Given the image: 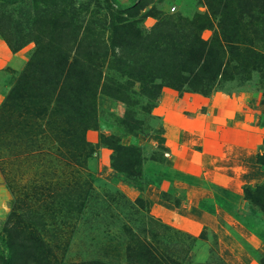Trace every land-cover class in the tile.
I'll return each instance as SVG.
<instances>
[{
    "label": "trees",
    "instance_id": "16d2710c",
    "mask_svg": "<svg viewBox=\"0 0 264 264\" xmlns=\"http://www.w3.org/2000/svg\"><path fill=\"white\" fill-rule=\"evenodd\" d=\"M200 1L206 12L195 9L191 14L152 12V8L141 13L142 7H116L107 2L104 14L97 12L80 19L72 3L29 0L30 10L21 11L19 30L13 38L0 32L13 53L31 42L35 44L21 69L0 70V78L8 85L0 102V134L19 138L20 132L26 134L27 130L37 141L46 134L42 129L46 127L54 139L56 155L65 161L75 158L81 162L95 151L85 132L98 126L99 93L126 106L124 117L117 120L128 134H144L136 132L139 122L131 114L134 109L155 107L164 87L179 94L209 96L216 91L228 93L222 87L225 82L250 80L255 74L263 86L264 28L259 21L264 22V0ZM148 17L156 19L150 27L144 25ZM214 19L218 20L219 30L215 29L209 39L203 38V30L214 29ZM80 22L86 24L83 30ZM100 142L113 151L112 168L137 187L136 174L143 163L141 149L120 143L114 135L101 134ZM156 154L152 158L155 161ZM256 162L264 167V153H257ZM170 168L181 180L197 178ZM89 192L87 188L69 197L64 192L57 200L67 201V211L76 213L75 223L86 207ZM165 194L161 191L160 196L166 199ZM244 195L264 213V180L245 186ZM218 202L228 209L235 207L224 199L218 198ZM146 204L149 213L148 201ZM243 224L256 232L246 221ZM16 232H24V227L15 228ZM184 233L192 237V243L198 237ZM13 240L11 262L20 258L24 264H75L63 258L53 262L51 247L42 238L20 234ZM151 248L149 240L136 243L130 249L128 264H177L174 258L158 255ZM95 263L116 264L97 259L80 262ZM260 264H264V257Z\"/></svg>",
    "mask_w": 264,
    "mask_h": 264
},
{
    "label": "rangeland",
    "instance_id": "374dc122",
    "mask_svg": "<svg viewBox=\"0 0 264 264\" xmlns=\"http://www.w3.org/2000/svg\"><path fill=\"white\" fill-rule=\"evenodd\" d=\"M55 1L60 5L72 3L80 19L97 12L104 14L107 2L116 7H142L141 13L147 8H152V12L167 14H191L195 9L206 12V7L200 0ZM145 3L147 5L144 6ZM29 10V0H0V32L12 39L19 30L21 11ZM155 22L156 19L148 17L144 25L150 27ZM259 22L262 23L260 27L264 28V22ZM217 23L218 20L214 19V29L203 30L202 37L209 39L215 29L219 30ZM80 25L83 30L86 24L80 22ZM34 47L33 42L25 45L19 50L22 61L15 58L11 59L10 64L21 67ZM222 87L227 94L258 93L262 105L260 121L264 127V85L261 86L258 75H253L250 80L225 82ZM7 89L8 85L0 78V102ZM97 104L98 126L85 132L86 139L95 146V151L81 162L75 158L65 161L58 157L54 150V139L46 127L42 128L46 134L40 136L41 139L37 141L27 130L25 133L28 135L20 132V139L14 134H0V236L4 238L0 239V264H24L20 258L11 262L14 248L12 241L20 234L23 237L30 236L31 239H44L55 257L53 262H60L63 258L64 261L75 264L91 259L128 264L127 258L132 255L130 249L139 241L149 240L152 251L174 258L177 264L183 258L186 259L182 264H227L221 257L217 235L212 229H202L192 243V237L184 233L185 231L170 225H161L164 224L161 220L156 221L149 217L150 212L147 211V201L144 197L131 199L125 191L132 187L138 192H144L150 186L160 188L168 183L164 197L178 204L181 199L187 197V189L191 186L202 188V194L209 190L202 177L185 181L176 177L174 171L169 169L172 164L168 160L167 150L157 139V135L162 133L161 118L156 114L159 100L155 107L145 111L134 109V114H131L139 122L140 129L136 132L142 131L144 134H128L124 124L117 120V117H124L126 112L123 103L99 93ZM101 134L114 135L120 138V143L141 149L143 163L136 174L139 177L137 187L141 188V191L112 168L110 155L113 151L100 142ZM39 146L41 149H38ZM260 147L258 153H264V144ZM34 149L37 151L34 152ZM154 153H157L158 161L152 159ZM251 161L252 159L247 160L248 163ZM261 167L264 170V167ZM87 188H90V192L86 207L75 223L73 216H76V213L67 211V201L62 203L57 200L62 198L64 192H67L69 197L74 196L76 192L84 193ZM244 188L245 186L242 188L241 201L238 204L232 203L221 194H214L210 198L201 199L200 205L211 211L215 206L222 208L239 222L244 230L254 235L261 244V249L250 245L246 237H242V233H239L240 237L235 232L233 235L246 247L249 256L242 261L240 254H235L243 264H260L261 258L264 257V213L246 199ZM218 198L235 207H223ZM243 220L254 227L257 233L249 230ZM19 226L24 227V232L13 233Z\"/></svg>",
    "mask_w": 264,
    "mask_h": 264
},
{
    "label": "crops",
    "instance_id": "0c3cea01",
    "mask_svg": "<svg viewBox=\"0 0 264 264\" xmlns=\"http://www.w3.org/2000/svg\"><path fill=\"white\" fill-rule=\"evenodd\" d=\"M15 58L20 59L19 51L13 53L0 38V70L21 69L23 65L17 68L10 64ZM261 106L258 93L216 91L203 96L193 92L179 94L164 87L156 108L162 123L158 142L167 149L173 167L202 177L209 190L202 194V188L191 186L187 189V197L178 204L160 196L161 191L168 189V183L160 188L150 186L144 192L132 187L125 190L131 199L144 197L150 214L162 223L194 236L202 229H212L217 235L221 257L227 264H243L249 256L246 247L233 235L235 232L242 233V237L257 249H261V244L222 208L215 206L211 211L203 208L200 202L221 194L238 204L244 186L264 179V170L256 162L264 141ZM249 159H252L250 163Z\"/></svg>",
    "mask_w": 264,
    "mask_h": 264
}]
</instances>
